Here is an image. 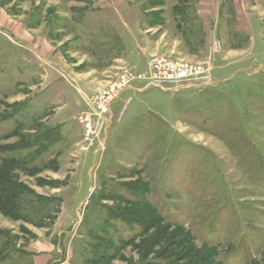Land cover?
Here are the masks:
<instances>
[{"label": "rangeland", "instance_id": "rangeland-1", "mask_svg": "<svg viewBox=\"0 0 264 264\" xmlns=\"http://www.w3.org/2000/svg\"><path fill=\"white\" fill-rule=\"evenodd\" d=\"M155 56L212 81L142 91ZM0 256L264 264V0H0Z\"/></svg>", "mask_w": 264, "mask_h": 264}, {"label": "built area", "instance_id": "built-area-1", "mask_svg": "<svg viewBox=\"0 0 264 264\" xmlns=\"http://www.w3.org/2000/svg\"><path fill=\"white\" fill-rule=\"evenodd\" d=\"M135 78L133 72L124 71L108 89L87 99L89 111L101 125L106 120L105 116L109 113L110 105L123 91L130 89V84ZM138 79L147 82L142 91L149 87L168 91L200 89L208 86L212 81L209 64L192 65L182 61L169 60L162 56L152 58L148 71L139 74ZM90 116L92 115L81 116L78 119L83 124L86 141H90L95 136Z\"/></svg>", "mask_w": 264, "mask_h": 264}, {"label": "trees", "instance_id": "trees-1", "mask_svg": "<svg viewBox=\"0 0 264 264\" xmlns=\"http://www.w3.org/2000/svg\"><path fill=\"white\" fill-rule=\"evenodd\" d=\"M5 258H2L1 256H0V263L4 260Z\"/></svg>", "mask_w": 264, "mask_h": 264}]
</instances>
